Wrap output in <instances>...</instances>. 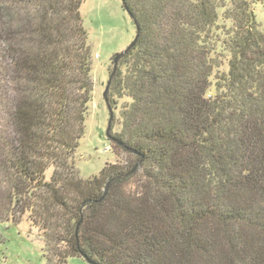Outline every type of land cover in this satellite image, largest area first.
I'll list each match as a JSON object with an SVG mask.
<instances>
[{
  "label": "trees",
  "instance_id": "obj_1",
  "mask_svg": "<svg viewBox=\"0 0 264 264\" xmlns=\"http://www.w3.org/2000/svg\"><path fill=\"white\" fill-rule=\"evenodd\" d=\"M38 1L49 14L24 19L33 40L1 46L0 67L19 93L13 165L72 214L62 264H264V0H123L138 38L109 98H128L110 135L126 164L86 180L72 175L93 91L82 0Z\"/></svg>",
  "mask_w": 264,
  "mask_h": 264
},
{
  "label": "rangeland",
  "instance_id": "obj_2",
  "mask_svg": "<svg viewBox=\"0 0 264 264\" xmlns=\"http://www.w3.org/2000/svg\"><path fill=\"white\" fill-rule=\"evenodd\" d=\"M5 1L15 18L11 24L6 12L2 13L6 25L12 26V30L0 27V47L7 46L8 42H32V29L25 26L24 19L32 17L35 10L49 14L47 5L37 8L38 0ZM254 9L256 20L264 30V3ZM79 13L92 46L90 77L93 91L85 132L73 155L72 175L86 180L97 176L107 165L126 164V154L116 148L107 135L110 113L103 93L117 65L115 55L132 42L136 29L122 0H82ZM57 17L54 15L53 18ZM23 24L25 28L20 29ZM3 62L0 67V264H62L68 249L62 238L67 237L72 214L69 209L55 205L49 187L42 186L44 183L33 186L17 173L13 165L18 154V136L11 122V112L19 93L12 81L9 62ZM226 68L224 64L222 70ZM109 96L108 90L107 97L113 110L109 130L112 135L120 129L119 113L128 98ZM68 172L60 169L57 173L62 178ZM53 173L54 168L50 166L42 182H50ZM65 264L90 263L81 256H68Z\"/></svg>",
  "mask_w": 264,
  "mask_h": 264
},
{
  "label": "water",
  "instance_id": "obj_3",
  "mask_svg": "<svg viewBox=\"0 0 264 264\" xmlns=\"http://www.w3.org/2000/svg\"><path fill=\"white\" fill-rule=\"evenodd\" d=\"M123 1V0H122ZM126 9V8H125ZM126 11L128 12V14H129V16H130V18H133V16L131 15V13L126 9ZM136 30H137V32H136V34H135V37H134V39L132 40V42L125 48V50H123L122 52H120V53H117L116 55H115V57H114V63L115 64H117L118 63V61H119V59L125 54V53H127L134 45H135V43H136V41H137V38H138V28L136 27ZM114 71V70H113ZM113 73V72H112ZM111 77H112V74H111V76H110V78H109V81L107 82V84H106V87H105V90H104V93H103V96H104V98H105V102H106V104H107V107H108V109H109V113H110V116H109V121H108V128H107V135L108 136H110L109 135V130H110V124H111V120H112V118H113V110H112V108L110 107V102H109V99H108V97H107V92H108V90H109V86H110V83H111ZM82 257L87 261V262H89L90 264H93L87 257H85L84 255H82Z\"/></svg>",
  "mask_w": 264,
  "mask_h": 264
}]
</instances>
